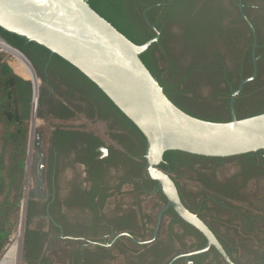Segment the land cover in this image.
<instances>
[{"label": "flooded vegetation", "instance_id": "obj_1", "mask_svg": "<svg viewBox=\"0 0 264 264\" xmlns=\"http://www.w3.org/2000/svg\"><path fill=\"white\" fill-rule=\"evenodd\" d=\"M127 3L143 17L134 32H154L156 41L162 35L152 58L157 74L189 111L216 119L264 111V58L258 63L264 55V0ZM153 8L161 29L146 15ZM190 33L212 35L202 60L182 51L181 39ZM14 35L0 30L6 42L28 49L30 56L16 47L30 62L34 57L32 70L16 52L28 66L33 102L38 87L36 119L33 106L30 119L31 173L14 237L19 264H230L214 245L205 249L207 237L170 205L148 172L146 139L126 115L81 72L51 53L41 62L30 41ZM154 166L171 176L182 202L208 225L233 263L264 264V150L164 155Z\"/></svg>", "mask_w": 264, "mask_h": 264}, {"label": "water", "instance_id": "obj_2", "mask_svg": "<svg viewBox=\"0 0 264 264\" xmlns=\"http://www.w3.org/2000/svg\"><path fill=\"white\" fill-rule=\"evenodd\" d=\"M0 27L62 57L113 101L144 135L148 172L158 179L170 205L207 237L205 249L214 245L235 264L208 225L182 202L171 176L154 165L169 150L216 157L263 151L264 112L240 119L233 115L228 121L185 112L167 96L140 56L157 37L143 44L133 42L88 0H0ZM12 47L34 70L27 56ZM34 93L38 94L37 86ZM231 108L234 112V99ZM36 114L37 110L33 119Z\"/></svg>", "mask_w": 264, "mask_h": 264}, {"label": "trees", "instance_id": "obj_3", "mask_svg": "<svg viewBox=\"0 0 264 264\" xmlns=\"http://www.w3.org/2000/svg\"><path fill=\"white\" fill-rule=\"evenodd\" d=\"M88 2L94 9L106 17L110 22H112L113 25H115L133 42L137 44H143L155 36L154 32L152 34H148L147 36L134 32L133 26H135L136 23H142L141 18L143 17H141L138 12L135 13V10L133 11L130 5H128L127 0H88ZM146 15L148 16L150 22L154 24L157 29L162 28L160 21L156 20L154 8L147 10ZM144 25L146 27L148 26V24ZM255 28L257 31H259L258 25L255 24ZM0 30L3 31L1 27ZM213 33H215V31ZM219 34L223 35V33ZM14 36L21 39L20 36ZM211 36V34L208 36L206 34L192 36L191 33L185 35L183 39H181L185 46V48L182 50L183 53H185V51L193 52L194 55L199 58V60H202L206 56L208 38ZM160 41H162V35L159 37L158 41H154L144 52L140 54V56L148 69L161 84L167 96L185 112L198 118L211 121L231 120V118L216 119L213 117V113L211 114L209 112L208 115H206L207 113L199 114L197 112L189 111L185 106L176 100L174 94H172V89L169 88L164 80L157 74V69L159 67L157 64H154L152 59L154 57V51L157 49ZM10 43L21 49L25 54L27 52L26 55L28 56L29 54L30 56V52H28L26 47L25 48L27 51L21 45H17L12 41H10ZM30 45L31 49L38 53L37 57H40L41 62L45 63L48 59V56L50 55V51L44 46L34 42H30ZM5 55V52H0V258L18 231L26 179L30 119L33 106L32 83L29 80L24 79L16 72ZM33 55L36 56L34 53ZM163 56L168 62H170V65H173V60L170 55L168 56L167 54L163 53ZM258 56V63L260 67V62L263 63L262 59L264 58V55H261L260 57L259 54ZM33 58L31 54L32 63L35 62ZM40 59L37 58V63L38 61L40 62ZM53 60L56 62L60 61L80 72L78 68L57 54H54ZM197 63L198 62L185 70L186 77H188L191 72H194L198 68L196 66ZM206 67L203 69L205 70ZM82 75L92 82L86 75L83 73ZM92 83L98 88L94 82ZM98 89L108 99H110L100 88ZM227 98L229 99V96ZM110 101L112 100L110 99ZM119 111L123 113L120 109ZM262 112L264 111H259L256 114ZM252 115L253 114L243 117L238 116L237 118L240 119ZM127 119L134 127L138 129V127L128 117ZM181 155L188 157H208L179 150H169L165 153V158H169L171 156H173V158L180 157Z\"/></svg>", "mask_w": 264, "mask_h": 264}, {"label": "rangeland", "instance_id": "obj_4", "mask_svg": "<svg viewBox=\"0 0 264 264\" xmlns=\"http://www.w3.org/2000/svg\"><path fill=\"white\" fill-rule=\"evenodd\" d=\"M7 57V59L10 61V64L14 67L15 70H17L19 72V74H21L22 76H24V79H30L31 76H28V72L27 71H24V70H19L17 67L19 66V59L18 57H15L13 55H11L12 57H9V55H5ZM24 71V72H23ZM29 138H30V135H29ZM28 152H30V155H28V158H27V164H28V171L26 169V175L29 174V172L31 173V146L29 145L28 146ZM27 176H26V179H25V187L27 186ZM21 215H22V208H21ZM20 215V216H21ZM15 241H16V238L14 240L11 241V243L9 244V246L7 247L6 251L4 252V254L1 256L0 258V264L1 262L4 260V258L6 257L7 254H9L10 251H13L12 250V247L15 246ZM13 254V253H12ZM8 259V258H7ZM9 260V259H8ZM7 260V261H8ZM20 263V257H19V252L16 253V256L14 258V262L12 264H19Z\"/></svg>", "mask_w": 264, "mask_h": 264}, {"label": "built area", "instance_id": "obj_5", "mask_svg": "<svg viewBox=\"0 0 264 264\" xmlns=\"http://www.w3.org/2000/svg\"><path fill=\"white\" fill-rule=\"evenodd\" d=\"M14 51L18 52L0 36V52H5L6 55H9V57H12L11 55L17 57V55ZM18 53H20V52H18ZM37 106H38V94L34 93L33 112L34 111L36 112ZM14 244L15 245L17 244V240L15 241Z\"/></svg>", "mask_w": 264, "mask_h": 264}, {"label": "bare ground", "instance_id": "obj_6", "mask_svg": "<svg viewBox=\"0 0 264 264\" xmlns=\"http://www.w3.org/2000/svg\"><path fill=\"white\" fill-rule=\"evenodd\" d=\"M15 53H16V51H14ZM16 55H17V53H16ZM17 57H18V59L20 60L19 61V66L17 67L19 70H24V71H27L28 72V74H29V70H28V66H27V64L24 62V60L20 57V56H18L17 55ZM23 71V72H24ZM27 74V75H28ZM12 250L13 251H10L9 252V254H7L6 255V257L4 258V260L1 262V264H12L13 262H14V258H15V256H16V253L18 252V249H17V244L15 245V246H13L12 247ZM13 253V254H12ZM9 260H8V259ZM8 260V261H7Z\"/></svg>", "mask_w": 264, "mask_h": 264}, {"label": "crops", "instance_id": "obj_7", "mask_svg": "<svg viewBox=\"0 0 264 264\" xmlns=\"http://www.w3.org/2000/svg\"><path fill=\"white\" fill-rule=\"evenodd\" d=\"M16 72H18L17 70H16ZM19 73V72H18Z\"/></svg>", "mask_w": 264, "mask_h": 264}]
</instances>
